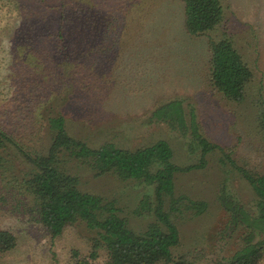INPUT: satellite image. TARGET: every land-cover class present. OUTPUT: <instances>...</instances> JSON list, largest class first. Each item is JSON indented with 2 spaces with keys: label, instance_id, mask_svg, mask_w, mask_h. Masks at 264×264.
<instances>
[{
  "label": "rangeland",
  "instance_id": "1",
  "mask_svg": "<svg viewBox=\"0 0 264 264\" xmlns=\"http://www.w3.org/2000/svg\"><path fill=\"white\" fill-rule=\"evenodd\" d=\"M46 1L0 0V123L19 128L15 138L34 155L47 154L54 136L38 119L59 114L68 133L90 146L112 142L134 149L164 139L173 150V162L186 166L198 163L201 152L190 129L153 117L157 107L182 99L186 113L194 110L200 132L223 152L216 149L208 153L204 167L175 175V195L205 201L207 207L198 213L178 205L173 219L180 242L173 254L195 264L230 259L251 231L231 222L222 199L256 216L257 196L237 167L264 173V0H223L221 24L199 36L185 30L181 0H73L72 8L83 15L78 25L65 22L64 30L75 39L66 56L56 52L55 31L49 30L58 27L53 9L60 0ZM17 7L23 14L43 7L40 25L47 29L31 36L17 33ZM86 11L92 12L89 19ZM224 35L253 72L238 102L210 80L209 42ZM7 153L12 159L9 172L26 176L30 163L15 148ZM65 159L63 168L78 177L80 188L114 200L132 229L143 231L153 220L150 210L140 209L145 196L151 202L154 198L152 184L113 172L96 175L84 162ZM25 197L8 198L0 213V226L17 236L16 246L0 264H79V258H86L94 232L76 222L52 237ZM253 237L263 239L264 232L254 231ZM105 259L101 250L97 262Z\"/></svg>",
  "mask_w": 264,
  "mask_h": 264
},
{
  "label": "trees",
  "instance_id": "2",
  "mask_svg": "<svg viewBox=\"0 0 264 264\" xmlns=\"http://www.w3.org/2000/svg\"><path fill=\"white\" fill-rule=\"evenodd\" d=\"M181 1L184 3V28L190 35L205 34L221 24L224 16L223 0ZM60 3L53 9L58 27L49 30L55 31L56 52L66 56L72 53L68 44L74 36L71 38L69 32L64 30L65 22L67 25L70 21L78 25L81 21L78 17L83 15V11L74 6L72 8L73 0H69L68 5L64 0H60ZM17 9L21 10L20 7ZM42 10L43 7H38L35 10L27 9L24 14L18 12L16 32L23 36L43 33L47 28L40 25L44 18ZM91 15V11H86L84 17L87 19ZM209 67L210 80L218 91L230 100H243L246 88L253 79V72L230 37L224 35L209 42ZM182 102V99H173L162 104L154 110L153 117L171 121L180 129H190L192 139L197 141L201 152L198 163L186 166L173 162V150L164 139L134 149L117 147L112 142L90 146L68 133L65 118L59 114L38 119L39 126H45L54 132V136L47 154L34 155L15 138L19 128L14 124L0 123V213L8 198L19 200L16 196L20 195L23 198L26 196L25 202L31 203L37 220L52 237L60 235L69 225L84 222L94 232V236L91 237L88 255L79 258V264H195L185 255L173 254V248L180 242V232L173 214L179 210L178 205L184 204L201 213L207 203L184 194L176 196L175 175L180 171L204 167L208 153L216 149L223 152V148L200 132V123L194 110L186 113ZM261 124L264 130V114ZM8 148H15L30 163L31 170L26 176L17 178L9 172L12 159L7 153ZM66 156L84 162L96 175L113 172L122 179L152 184L154 198L151 202L145 196L140 202V209L150 210L153 220L143 231L132 229L129 219L120 214L114 200H107L80 188L78 177L68 173L62 166ZM223 158L234 164L228 154L223 153ZM237 168L257 196L258 214L251 216L238 204L222 199L230 212L231 222L243 224L251 232L245 245L230 259L205 264H261L264 258V238L255 240L253 237L254 231L264 232V173H253L239 166ZM16 244L14 231L0 226V259ZM101 250L105 251L106 259L98 263Z\"/></svg>",
  "mask_w": 264,
  "mask_h": 264
}]
</instances>
